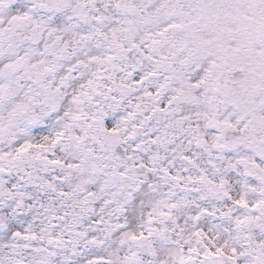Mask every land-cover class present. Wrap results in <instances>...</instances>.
<instances>
[{
    "label": "snow or ice",
    "instance_id": "1",
    "mask_svg": "<svg viewBox=\"0 0 264 264\" xmlns=\"http://www.w3.org/2000/svg\"><path fill=\"white\" fill-rule=\"evenodd\" d=\"M0 264H264V0H0Z\"/></svg>",
    "mask_w": 264,
    "mask_h": 264
}]
</instances>
